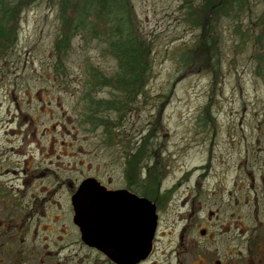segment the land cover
<instances>
[{
    "label": "rangeland",
    "instance_id": "obj_1",
    "mask_svg": "<svg viewBox=\"0 0 264 264\" xmlns=\"http://www.w3.org/2000/svg\"><path fill=\"white\" fill-rule=\"evenodd\" d=\"M129 1L150 53L147 81L125 102L112 86L89 87L95 68L111 75L117 66L98 33L74 36L57 54L55 0L22 10L17 39L0 56V185L11 193L19 187V200L30 205L42 186L61 184L44 210L29 206L25 264H108L80 241L70 194L86 176L119 180L113 138L130 143L131 175L141 146L138 172L164 192L152 252L140 264H169L187 208L208 202L213 184L232 189L238 170L243 228L264 223V0H243L209 33L189 15L201 0ZM110 98L112 109L90 111Z\"/></svg>",
    "mask_w": 264,
    "mask_h": 264
},
{
    "label": "flooded vegetation",
    "instance_id": "obj_2",
    "mask_svg": "<svg viewBox=\"0 0 264 264\" xmlns=\"http://www.w3.org/2000/svg\"><path fill=\"white\" fill-rule=\"evenodd\" d=\"M113 140V144L121 148L118 151V168L115 170L119 180H115L116 182L109 180L105 185L96 177H86L95 178L108 190H123L147 198L155 204L158 213L164 192L160 190V182L159 185L153 182L154 184L148 186L146 177L138 172L137 163L139 162L141 146L137 148L138 151L133 153L135 155V167L134 174L131 175L127 157L129 155L127 149L130 143L122 142L120 137L119 139L113 138ZM125 154H127L126 157ZM238 165L242 166V163L240 162ZM239 175L240 171L238 170V175H234L232 189L220 190V182H218L211 186L208 202L190 204L182 226L174 234V238L167 249L169 264H264V223L256 221L244 230L240 215L243 196L242 179ZM83 179L73 189L70 197ZM25 181H29V179H23V182ZM195 184L197 187L200 186L198 183ZM60 187V182L56 187L49 186V184L42 186V198L34 194L29 205L23 204L19 200V187H16L17 193H11L10 190H4L0 185V264H25L29 260L30 250L27 249V252L24 253L25 250L20 249V245L23 246L22 244L25 243L24 234L29 230L27 224L32 217L29 206L31 208L37 205L36 211L39 208L44 210L46 204L53 199L52 195ZM51 203L54 208L57 207L61 210V206L55 200ZM71 209L73 212L72 204ZM75 226L77 227V225ZM80 241L89 249L104 256L108 264H119L99 249L86 245L81 238ZM62 247L63 245H60L59 249ZM152 247L153 241L150 253ZM8 250H12L10 255L7 253ZM135 251L138 252L139 250ZM148 255L132 264L144 262Z\"/></svg>",
    "mask_w": 264,
    "mask_h": 264
},
{
    "label": "trees",
    "instance_id": "obj_3",
    "mask_svg": "<svg viewBox=\"0 0 264 264\" xmlns=\"http://www.w3.org/2000/svg\"><path fill=\"white\" fill-rule=\"evenodd\" d=\"M33 1L35 0H0V56L6 55L17 39V24L21 12ZM55 1L59 6L61 21V34L55 43L57 54L61 56L66 53L74 36L98 33L97 37L105 43L106 55L113 57L117 66L111 75H104L95 68L90 74L89 87L112 86L116 89L114 91L120 92L123 102L137 94L147 81L150 45L137 27L130 1ZM242 5L243 0H201L197 6H190L189 15L193 22H204L203 30L209 33L215 20L240 10ZM206 41L207 38L205 43ZM203 47L205 46H201L202 50ZM96 103H93L94 110L91 109V112L112 109L114 105L112 99L97 100ZM116 109L119 110L120 107L117 105ZM141 150L140 148V153ZM152 184L153 181L148 180V186Z\"/></svg>",
    "mask_w": 264,
    "mask_h": 264
},
{
    "label": "water",
    "instance_id": "obj_4",
    "mask_svg": "<svg viewBox=\"0 0 264 264\" xmlns=\"http://www.w3.org/2000/svg\"><path fill=\"white\" fill-rule=\"evenodd\" d=\"M111 191L86 177L70 197L81 240L119 264L145 258L157 225L155 204L135 194ZM135 250H139L136 252Z\"/></svg>",
    "mask_w": 264,
    "mask_h": 264
}]
</instances>
